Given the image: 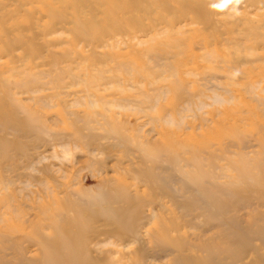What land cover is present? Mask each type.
<instances>
[{"label": "rangeland", "instance_id": "obj_1", "mask_svg": "<svg viewBox=\"0 0 264 264\" xmlns=\"http://www.w3.org/2000/svg\"><path fill=\"white\" fill-rule=\"evenodd\" d=\"M0 3V264H264V0Z\"/></svg>", "mask_w": 264, "mask_h": 264}, {"label": "bare ground", "instance_id": "obj_2", "mask_svg": "<svg viewBox=\"0 0 264 264\" xmlns=\"http://www.w3.org/2000/svg\"><path fill=\"white\" fill-rule=\"evenodd\" d=\"M2 4H3V6L5 5V3H0V8H1ZM196 14L198 17H201V19L206 20V21L210 17V14L207 12V8H202V9L197 10ZM57 21L58 20H54V21H52V23L54 24ZM123 25H125V24H122L121 26H123ZM128 26H129L128 28L131 27L130 24H128ZM128 28H126V26H124V28L122 30L124 32H127L128 30H126V29H128ZM24 36H25L24 34H21V35H16V37H15L16 43L21 44V48L24 47V45L28 44L27 39H24ZM97 171L99 173H101L100 170H97ZM136 184H138V181L136 182ZM117 193H120V196H118L117 199L123 200L126 202L131 201V197L128 194H125L123 192H117ZM105 209L107 211L99 210V211H97V213L99 215H102V216H108L109 219H111V220H116L117 218H119L118 220L115 221V223H117L119 225V227L122 228L123 231L130 225V223L132 221V215H131L129 208H122L120 210H114L111 207L106 206ZM108 244L116 245L113 242H109ZM72 256L74 257L73 252H72Z\"/></svg>", "mask_w": 264, "mask_h": 264}]
</instances>
